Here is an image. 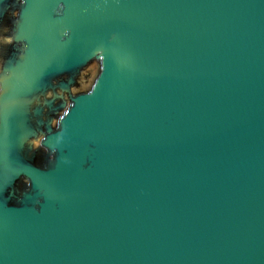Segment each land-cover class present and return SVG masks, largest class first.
<instances>
[{
	"label": "water",
	"instance_id": "water-1",
	"mask_svg": "<svg viewBox=\"0 0 264 264\" xmlns=\"http://www.w3.org/2000/svg\"><path fill=\"white\" fill-rule=\"evenodd\" d=\"M0 264H264V0H0Z\"/></svg>",
	"mask_w": 264,
	"mask_h": 264
}]
</instances>
